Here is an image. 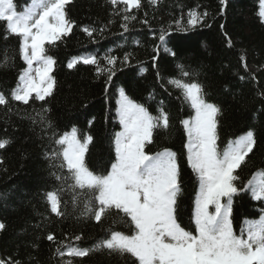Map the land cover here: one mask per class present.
<instances>
[{
  "label": "trees",
  "instance_id": "1",
  "mask_svg": "<svg viewBox=\"0 0 264 264\" xmlns=\"http://www.w3.org/2000/svg\"><path fill=\"white\" fill-rule=\"evenodd\" d=\"M141 2L139 10H132L137 20L130 22L129 31L125 32L121 16L114 14L123 5L114 8L109 0H72L66 7L68 18L74 22L71 33L55 46L45 45L47 54L56 61L51 73L56 80L53 95L43 104L23 105L10 100L11 111L0 106V139L10 141L6 148L0 149L3 161L0 222L5 224V229L0 231V258L20 260L22 264H67V256L61 258L55 254L60 241L90 248L106 237L110 226L131 234L127 223H112L115 214L100 223L81 216L82 203L73 207L70 190L60 193L62 200L67 201L63 218L50 212L45 199L47 191L59 187L50 173L60 170L50 169L45 158V153L57 147L51 139L53 130L63 134L76 127L80 137L91 135L93 140L86 154L88 167L97 174H107L110 170L115 161L113 137L120 131L116 109L121 88L153 115L163 101L170 126L154 130L153 142L146 151L154 154L169 148L177 154L181 184L177 219L182 227L194 231L192 213L198 182L188 165L184 147L187 136L180 123L193 115L194 110L184 102L180 90L167 83L170 78H181L177 65L193 74L183 79L198 80L204 86L206 99L221 108L217 142L221 151L228 141L249 130L255 132L257 144L238 170L241 180L237 186L242 187L254 172L264 169V23L257 15L259 0H227L223 14L220 0H158L155 6L148 0ZM13 3L20 12L30 0H13ZM189 9L206 10L209 13L206 25L188 31L176 30L174 21L183 16L186 22ZM144 19L148 20L147 25L142 22ZM110 20L113 22L109 23ZM5 27L0 22V61L5 48L14 59L9 66L0 67V92L10 98L26 65L18 54L19 38L10 35L5 40ZM84 27L96 29L92 37L82 30ZM162 29L168 32L163 45L158 39ZM125 54H131L127 64L122 63ZM87 55L96 56L102 65L106 55L118 57L110 83H106V73L97 76L95 65L78 63L72 69L67 67L73 58ZM242 55L247 70L240 59ZM153 56L157 57L155 62ZM36 66L34 63L33 67ZM141 69L146 70L141 72ZM150 95L154 99H149ZM42 107L48 109L44 115L51 122V129L39 122L37 113ZM63 171L67 174V169ZM261 208L264 202L253 200L249 191L235 195L234 231L239 234L244 219L258 218ZM49 233L55 236V242L46 239ZM77 235L82 236L80 241L74 240ZM72 259L73 264H132L131 257L109 255L107 250Z\"/></svg>",
  "mask_w": 264,
  "mask_h": 264
},
{
  "label": "snow or ice",
  "instance_id": "2",
  "mask_svg": "<svg viewBox=\"0 0 264 264\" xmlns=\"http://www.w3.org/2000/svg\"><path fill=\"white\" fill-rule=\"evenodd\" d=\"M71 2L30 0L22 11L17 12L13 0H0V22L6 25L4 39L10 35L19 38L18 54L26 65L10 92V98L0 92V106L11 111L10 100L23 105L30 102L43 104L53 95L56 80L51 73L56 61L47 54L45 45L55 46L57 41L71 33L74 22L66 12ZM109 3L114 8L117 4L123 5L114 14L121 16V27L128 32L130 22L137 20L132 10L142 7L141 0H109ZM148 3L155 6L158 0H148ZM220 5L223 14L227 0H220ZM257 15L264 23V0H259ZM208 16L206 10L189 9L186 22L181 16L174 24L176 30L188 31L206 25ZM142 22L149 23L147 19ZM82 30L89 37L96 31L90 27ZM167 34L166 29L161 30L158 37L161 45L166 43ZM228 46H232L230 39ZM171 55L175 56V52ZM13 59L5 48L0 67L9 66ZM130 59L131 54H125L122 63L127 64ZM156 59L153 56L154 62ZM240 59L247 70L245 56ZM103 60L102 65L94 55L80 56L73 58L67 67L72 69L78 63L95 65L97 76L106 73V83H110L118 57L106 55ZM177 69L181 78H170L167 83L179 89L184 102L194 110L193 115L180 121L187 136L184 147L188 165L198 182L192 213L194 231L182 227L177 219V200L181 193L177 154L169 148L154 154L146 151L153 142L154 130L170 126L169 113L162 107L163 101L157 114L153 115L144 104L130 98L121 88L116 109L120 131L113 137L115 161L107 174H97L88 167L86 154L93 137H80L76 127L63 134L53 130L51 139L57 147L45 153L50 169L60 170L50 173L59 187L45 193L51 213L60 218L66 215L67 201L62 200L60 193L70 190L73 207L82 203L81 216L100 223L115 214L112 223L124 222L131 228L129 235L110 226L106 237L90 248L58 242L55 254L61 258L67 256V264H73L72 258H84L100 250H107L109 255L131 257L132 264H264V208L260 209L258 218L242 221L239 234L234 231L232 221L233 197L239 192L249 191L253 200L264 202V169L254 172L242 187L237 186V181L241 180L238 170L257 144L255 132L249 130L228 141L221 151L217 144L221 108L206 99L204 86L198 80L183 79L192 77V73L182 65H177ZM145 70L141 69V72ZM157 77H160L159 72ZM252 79L256 77L253 75ZM149 99L154 97L150 95ZM47 111L42 107L37 115L39 122L51 129L52 124L44 115ZM9 143L8 139H0V149ZM4 229L5 224L0 222V231ZM46 239L56 241L52 233ZM81 239V235L74 237L75 241ZM0 264L22 262L0 258Z\"/></svg>",
  "mask_w": 264,
  "mask_h": 264
},
{
  "label": "rangeland",
  "instance_id": "3",
  "mask_svg": "<svg viewBox=\"0 0 264 264\" xmlns=\"http://www.w3.org/2000/svg\"><path fill=\"white\" fill-rule=\"evenodd\" d=\"M35 73H33V75H34Z\"/></svg>",
  "mask_w": 264,
  "mask_h": 264
}]
</instances>
